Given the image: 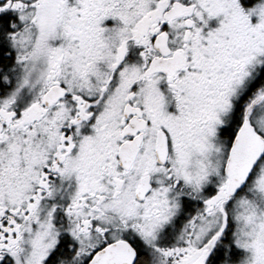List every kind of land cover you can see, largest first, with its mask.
I'll return each instance as SVG.
<instances>
[{
	"label": "snow or ice",
	"instance_id": "1",
	"mask_svg": "<svg viewBox=\"0 0 264 264\" xmlns=\"http://www.w3.org/2000/svg\"><path fill=\"white\" fill-rule=\"evenodd\" d=\"M0 264H264V0H0Z\"/></svg>",
	"mask_w": 264,
	"mask_h": 264
}]
</instances>
